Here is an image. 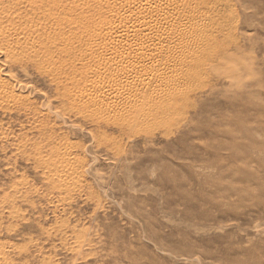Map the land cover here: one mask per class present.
Masks as SVG:
<instances>
[{"label": "rangeland", "instance_id": "rangeland-1", "mask_svg": "<svg viewBox=\"0 0 264 264\" xmlns=\"http://www.w3.org/2000/svg\"><path fill=\"white\" fill-rule=\"evenodd\" d=\"M117 1L0 0V264H264V0H175L215 47L149 100Z\"/></svg>", "mask_w": 264, "mask_h": 264}, {"label": "bare ground", "instance_id": "bare-ground-1", "mask_svg": "<svg viewBox=\"0 0 264 264\" xmlns=\"http://www.w3.org/2000/svg\"><path fill=\"white\" fill-rule=\"evenodd\" d=\"M148 1L149 0H119V1L113 3V4H115V6H117V7L120 8V9L117 8L118 10H122V12H121L122 15L120 17H118L117 19L122 18V19H124L125 22L130 23L129 26H127L126 28L124 27L122 29L123 33L122 32L120 33L119 30L118 29L117 30L124 37H126V38L129 37L134 42L132 48H129L127 57L122 56V58L124 57L123 58V62L126 63L127 67H129V68H131L133 70V73L134 74L132 76H128L127 73H129V72L125 73L126 70L124 72V69L122 67L121 68H118L117 65H112V64L107 65V66H109L108 67L109 69H107V70L110 71V75H112L113 77L116 76L117 79H118V77L122 79V82L125 83V85L123 84L122 86H125V87L127 86L131 91L134 90V89H136V88H139L137 91L140 92L141 98L143 96V97L148 98V100H149V98H153V97L157 98V97H160L163 94L162 92H168L169 90H172L174 88H177L176 79L173 78V77H171L170 75H168V73L164 72V70H162L163 69L162 67L165 65V64H163V61L166 58L165 56L162 55V53H164V51L167 52V50H171V47L174 48V46H176V48L179 47L178 48V50H179L178 52H180L181 54H183L182 55V58H183V60H185L184 61L185 62V65H182V63H183V61H182L181 66H180V69L178 71L182 74V76H184L186 78H189L191 76V74H192V71H193V68L192 67L196 63L198 64L200 62V60L204 61L207 58V57H204L203 58L202 55L199 53V51L202 50L201 51V53H202L203 51L211 50L212 49V46H214V45H212V46L211 45H207V41H208V38H209V34L210 33H208L207 28L204 27L205 26L204 24H199V26L197 25V27H196L195 24H191V21L190 22L189 21H185L186 19H188V20L190 19L191 20L192 17L190 18V16L188 15V12H184L183 11L184 8H185L183 4L175 5V3H177V2H175V0H151L153 3H156L158 6L160 4L158 2L162 1L165 5H167L168 7H170L172 9V12L170 13L169 12L170 9H168V13H167L165 11H161L160 9H157L158 7L156 8V6L155 7L154 6H151L150 4H148ZM186 1H185V3H186ZM196 1H198V3L199 4H202V6H203V5L207 4V2L210 1V0H196ZM180 2H181V0H180ZM108 4H109V2H108ZM117 9H116V11H117ZM187 9H188V6H187ZM195 19H196V17H195ZM165 20L168 21V23L166 24V25H168V28H166V29H169V27L171 28L170 29V34L169 35H166V37H161L162 35L158 34V31H159V29L161 27L162 21L164 22ZM193 22H195V21H193ZM102 23H103V21H102ZM110 23H112V21H109L108 22V24H110ZM164 29H165V27H164ZM37 31H38V29H37ZM161 32H163V29H162ZM117 33L116 32L113 33V34L112 33H107L105 36L108 39L113 40V39L117 38L116 37L117 35H119ZM35 37L37 38L36 35H35ZM175 37L177 38V41H176L177 43H175V45H174V43H173L174 41H172V39L174 40ZM38 39H39V37H38ZM121 41H122V39H121ZM32 44H34V43L32 42ZM177 45H179V46H177ZM31 49H33V48H31ZM138 49L140 51H138ZM153 49L155 51H158V49H159V51H161V52H159L158 54L161 53L160 54L161 56H158L157 58L155 56H152L153 54H150L149 51H151ZM94 51H95V49L93 50V53H94ZM96 53L98 54L97 51H96ZM158 54H156V55H158ZM105 56H108V55H105ZM116 57L118 58V56H116ZM170 59H172V58H170ZM170 63H172V62H170ZM174 64H175V62H174ZM169 69H170V67H169ZM202 71H203V69H202ZM121 75H123V76H121ZM113 85H112V87H114ZM119 86H120V82H119ZM131 91H129V92H131ZM109 94H110L109 95L110 97H111V94H112V97L111 98H113V99H111V100L113 101V103L111 101L110 102L112 104H114L115 106H118V104H122L123 103V100L126 103H130L131 102L130 99H127V98L125 99L124 98L125 96L124 97H121L118 94V92L115 91V90H113V89L112 90L110 89ZM132 94H134V92ZM135 98H137V96ZM83 100H85V99H83ZM142 103H143V101H142Z\"/></svg>", "mask_w": 264, "mask_h": 264}]
</instances>
